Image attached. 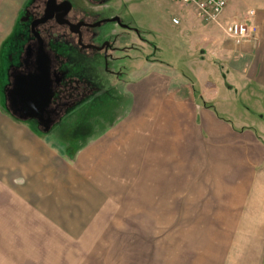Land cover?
<instances>
[{
    "label": "rangeland",
    "instance_id": "1",
    "mask_svg": "<svg viewBox=\"0 0 264 264\" xmlns=\"http://www.w3.org/2000/svg\"><path fill=\"white\" fill-rule=\"evenodd\" d=\"M42 1L0 0V111L18 122H26L50 140L52 134H59L60 143L66 147L67 159L75 157L87 138L91 140L103 133L118 131L116 122L132 108L130 90L133 72H136L137 86L140 85L142 90H151L152 94L160 89L167 90L169 94L175 87L187 85L188 90L181 97L179 92L174 96L170 93L174 102L182 100L180 106L187 107L192 97L193 105L210 106L215 99L220 106L216 108V118L208 113L210 110L202 115L201 109L191 106L177 109L178 117L174 116V120L184 123L171 126L172 133L169 132L170 125L165 123L164 109H153L151 112L140 110V118L145 117V122H150L153 128L152 134L145 132L148 133L147 144L149 142L153 146L148 152L153 155L140 158V171L136 173L135 170L133 180H121L117 187H111L109 200L113 204L106 207L102 214L105 218L99 222L96 232H139L136 240L140 237L142 245L147 244L149 239L155 240L158 250L163 244H168L166 240L171 232H206L210 235L221 232L222 245L231 243L229 240H236V245L251 244L254 264H264V203H258L254 195L253 204H247L252 199L249 193L253 188L254 192L259 189L264 192L263 120L256 118L253 110L245 108L240 99L237 109H228L229 105L233 107V99L227 94L230 86L224 76L213 74L210 66L214 62L203 63L206 76L202 77L201 84H197L193 71L180 60L170 54H158L155 48L157 41L151 39V43L146 38L147 33L139 29L140 16L132 14L128 2L88 0L92 5L83 7L90 23L117 17L128 28L130 25L137 31L136 36L127 28L110 22L88 29L91 45L109 40L112 45L123 48L122 51H115L113 57L105 59L97 52L79 53L66 44L57 46L59 54L65 59L60 66L61 72L103 91L97 100H88L93 102L92 107L86 109L89 103L82 101L70 108L61 122L47 131L44 126H38L31 120L23 121L20 119L22 116L10 113L4 98L9 71L17 66L24 42L29 38L31 8ZM73 1L75 6H79L77 0ZM161 2L160 20L170 23L168 1ZM150 19L143 17L142 20L149 23ZM146 62L174 65L177 71L186 74V80L169 69H163L164 73L160 74L155 66ZM206 82L212 83L211 89L204 87ZM186 94L188 98H185ZM241 96L237 94L236 99ZM230 134L233 136L231 140L228 139ZM170 140L173 149L168 147ZM169 150L172 157L164 154H168ZM130 165H133L132 161ZM134 166L136 168V163ZM170 170L172 178L169 177ZM21 199L20 189L0 188V264H44V249L38 244L45 240L52 243L48 236L60 232V228L54 220L41 217L43 214L37 213L36 205L30 208ZM133 238L130 236L128 240ZM69 250L72 248L67 246ZM157 256H163V253H157Z\"/></svg>",
    "mask_w": 264,
    "mask_h": 264
},
{
    "label": "crops",
    "instance_id": "2",
    "mask_svg": "<svg viewBox=\"0 0 264 264\" xmlns=\"http://www.w3.org/2000/svg\"><path fill=\"white\" fill-rule=\"evenodd\" d=\"M124 1L128 2L132 14L140 16L138 27L147 33L148 41H157L158 54H170L180 60L193 71L197 84H201L202 77L206 76L203 63L214 62L210 66L213 74L224 76L230 86V90H226L228 97L233 99V107L229 105L228 109H237L240 99L245 108L253 110L255 117L264 123V0H226L218 23L210 25L203 24L192 8L174 5L168 0L170 23L160 20L162 0ZM143 17H150V22H144ZM173 18L179 20L178 25L172 24ZM230 21H244L255 32L248 40L236 44L222 30ZM149 65L155 66L160 74L164 73L163 69H169L186 80V74L177 71L174 65L155 62ZM136 82V72H133L132 113L129 110L116 122L118 131L106 132L91 140L86 137L85 144L73 159L65 156L66 147L60 143L59 134H52V142L50 137L38 134L26 122H18L0 111V188L20 189L23 204L30 208L36 205L37 213L43 214L41 217L54 220L60 228V232L48 236L52 243L45 240L38 244L44 249V264H254L251 244L236 245V240H229L231 243L222 245L221 232H212V235L208 232H171L166 240L168 244H163L161 250L157 249L155 240L149 239L142 245L140 237L135 239L140 236L139 232H96L99 222L105 218L102 214L106 207L113 204L109 200L111 187H117L121 180H133L135 170L136 173L140 171V158L153 155L148 152L153 146L147 144L148 133H145L152 134L153 128L150 122H145V117L140 118V110L164 109L165 123L171 127L176 123L177 109L191 106L201 109L202 115L210 110L208 113L216 118V108L220 107L215 99L210 106L193 105V97L187 107L179 105L182 100L174 102L170 93L174 96L179 92L181 97L187 92V85L175 87L169 94L165 89L152 94L151 90H142ZM204 85L212 88L210 82ZM237 94L242 95L238 100ZM183 123L178 121L176 124ZM169 132H174L172 127ZM171 140L168 147L173 149ZM164 154L172 157L171 150ZM169 182L171 188V180ZM249 195L252 199L248 205L253 204L254 195L263 205V189L254 192L253 188ZM130 236L134 238L128 240ZM67 246L72 250L67 251ZM157 253H163V256L158 257Z\"/></svg>",
    "mask_w": 264,
    "mask_h": 264
},
{
    "label": "flooded vegetation",
    "instance_id": "3",
    "mask_svg": "<svg viewBox=\"0 0 264 264\" xmlns=\"http://www.w3.org/2000/svg\"><path fill=\"white\" fill-rule=\"evenodd\" d=\"M34 1L35 0H33V2ZM62 1H68L70 3V11L68 14L63 16V18L68 20L74 26L73 30L75 31V33H71L67 25H59L54 19L48 20L44 24H40L35 27V31L38 33L40 39L42 40V51L48 59V81L51 100L47 106H44L39 110V115L36 119H28L27 121L31 120L38 126H44V130L46 131L52 125L54 126L55 124L56 126L59 122H61L70 108H73L77 104L84 101L86 103H89V105L87 104L86 106V109H88V106H91L93 104L92 101L88 102V100H91L93 98H96L97 100L98 95H103V91L97 90L84 81L68 77L60 71V66L65 61V59L59 54V49H57V46L66 44L77 50L79 53L84 54L97 52L99 54H102L105 59L113 57L115 51L119 52L120 50H123V48L121 47L112 45L109 40H104L100 42L99 45L95 46L101 47L104 45V48L101 51H96L94 49H85L84 46L91 45L88 42V37H91L88 29H90L91 27H88L87 25L96 23H90L88 21L87 16H85L86 12L83 10V7H85L86 4H88V6L90 7L92 5V2L88 0H77L76 2L79 3V6H75L73 4V0H57L56 2L60 3ZM45 2L46 0H43V4L41 3L31 8V10H33L31 12L32 19L28 25L29 38H27V40H25L24 42L20 57L17 61V66L11 67L9 71L10 73L8 75V86L4 91V98L6 107L14 116H24V104L15 95L17 83H19V81L22 79L28 81L31 76H37L39 74L36 64L39 51V43L38 40L35 39L31 34L30 23L33 20L42 17L45 8ZM62 11L63 10H60L59 14L62 13ZM110 23H113L120 28H127L128 31L132 32L136 36L138 34L132 26L129 25L128 28L120 21V19L119 23ZM77 24L83 25L76 27L75 25ZM105 43H107V45H105ZM108 72L111 73L110 71ZM76 122H78V120Z\"/></svg>",
    "mask_w": 264,
    "mask_h": 264
},
{
    "label": "water",
    "instance_id": "4",
    "mask_svg": "<svg viewBox=\"0 0 264 264\" xmlns=\"http://www.w3.org/2000/svg\"><path fill=\"white\" fill-rule=\"evenodd\" d=\"M57 0H46L44 12L41 18L35 19L30 23V31L35 39L39 43V51L36 60L37 69L39 74L37 76H31L28 81L22 79L17 83L15 89V95L24 104V116L20 118L23 121L28 119H36L39 115V110L44 106H47L51 100V93L49 91V81H48V59L44 52L42 51V40L40 36L35 31V27L44 24L48 20L54 19L59 25H67L71 33H75L74 26L66 19L63 18L70 11V3L68 1H62L60 3ZM60 10H63L59 14ZM105 22H117L119 19L117 17L102 20L96 24H88V27L94 28ZM83 24H77L79 27ZM107 45V43H105ZM85 49H94L96 51H101L104 45L101 47H95L92 45L84 46Z\"/></svg>",
    "mask_w": 264,
    "mask_h": 264
},
{
    "label": "built area",
    "instance_id": "5",
    "mask_svg": "<svg viewBox=\"0 0 264 264\" xmlns=\"http://www.w3.org/2000/svg\"><path fill=\"white\" fill-rule=\"evenodd\" d=\"M170 3L179 6H188L193 9L197 18L206 25L217 24L218 18L226 7V0H168ZM252 14V13H251ZM250 14V15H251ZM173 25H178L179 20L172 19ZM224 35L236 44L248 40L255 32V29L244 21H230L222 28Z\"/></svg>",
    "mask_w": 264,
    "mask_h": 264
},
{
    "label": "bare ground",
    "instance_id": "6",
    "mask_svg": "<svg viewBox=\"0 0 264 264\" xmlns=\"http://www.w3.org/2000/svg\"><path fill=\"white\" fill-rule=\"evenodd\" d=\"M243 43V42H242Z\"/></svg>",
    "mask_w": 264,
    "mask_h": 264
}]
</instances>
